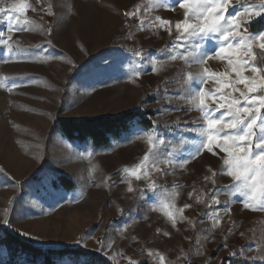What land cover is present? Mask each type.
Here are the masks:
<instances>
[{"label": "rangeland", "instance_id": "1", "mask_svg": "<svg viewBox=\"0 0 264 264\" xmlns=\"http://www.w3.org/2000/svg\"><path fill=\"white\" fill-rule=\"evenodd\" d=\"M12 2L5 0L3 6ZM29 3L37 11L29 9L26 16L41 27L9 33L6 17L0 19V32L19 41L11 53L0 44V77L7 78L9 85H19L11 92L0 87V235L8 229L43 249L82 248L98 253L110 264H114L110 258L128 264L116 253L139 264H155L158 257H149L148 250L164 254L166 264H264V212L232 203L231 213L221 212L215 229L206 215L211 211L207 204L213 185L204 177L211 175L208 167L221 169L218 157L205 151L170 174L152 170L156 191L147 188L148 181L133 178L135 191L129 193L126 175L119 182L122 169L139 163L148 151L147 139L137 138V131H152L168 140L181 134L197 138L190 129L201 123L200 113L181 96L188 86L186 74L199 71V66L188 68L182 60H167L174 31L173 36L158 28L140 31L139 19L123 15L140 6L142 16L148 9V19L159 15L174 23L183 19V9H151L150 0ZM247 3L256 6L259 0ZM49 4L54 15L44 11ZM232 5L229 11L237 6L236 0ZM261 21L264 19L254 18L248 26ZM213 44L211 39L205 41L207 48ZM135 50L143 58L135 56ZM153 59L167 63L153 72ZM133 65H138L139 78L131 76ZM205 66L223 71L226 65L212 59ZM212 87L211 81L205 85L206 89ZM131 111L153 113L154 127L135 124L106 148L71 143L55 130L60 121L119 117ZM59 176L72 181L74 189L55 188ZM46 177L55 180L49 185ZM215 179L221 189L232 183L226 175ZM173 192L178 196L173 197ZM197 196L204 203H197ZM170 198L177 207L192 205L175 228L162 211L151 210ZM220 199L239 201L241 197L225 192ZM5 219L9 224L3 223ZM164 232L170 235L164 236ZM101 240L110 243V249H101L97 243ZM8 261L7 249L0 245V264Z\"/></svg>", "mask_w": 264, "mask_h": 264}, {"label": "snow or ice", "instance_id": "2", "mask_svg": "<svg viewBox=\"0 0 264 264\" xmlns=\"http://www.w3.org/2000/svg\"><path fill=\"white\" fill-rule=\"evenodd\" d=\"M4 3L5 0H0V19L6 17L9 33L33 31L41 27L26 16L29 9L37 11L29 0H14L8 6H3ZM36 3L40 4L41 0H36ZM150 4L151 9H183V19L174 23L159 15L148 19L146 14L149 10L146 9L142 16L140 6H136L133 11H125L123 15L128 19H139L140 31L158 28L167 31L169 36H173V31L176 33L173 43L168 46L171 52L167 60H182L188 68L199 66V71L186 74L185 83L188 86L181 98L193 106L192 110L200 113L201 123L190 129L196 139H189L181 134L175 140H168L152 131H137V138L147 139L148 151L139 163L122 169V179L119 182H124L126 175L129 178V193L135 191L131 183L133 178L136 181H148L147 188L156 191L158 186L151 180L152 170L163 175L170 174L176 167L183 168L206 151L222 160L219 171L208 167L207 171L211 175L204 177L205 181L213 185L209 190L207 204L211 211L206 213L212 219V228L219 226L221 212L226 215L231 213L232 203L238 202L244 209L264 212V30L254 33L248 26L254 18L264 19V0H259L256 6L248 4L247 0H236L237 6L232 11H229L233 6L232 0H150ZM44 11L47 15H54L51 4ZM46 31L51 33L50 28ZM128 38H132L131 33ZM208 39L214 42L211 48L205 45ZM0 44L6 45L11 53L14 46L18 48L19 41H14L11 35L5 37L0 32ZM134 55L143 58L139 50H135ZM212 59L224 62L225 69L212 71L206 67L207 62ZM150 62L153 72L157 71L158 66L163 67L167 63L166 60L155 59ZM136 67L138 65L132 67L133 78L142 75L135 70ZM6 80L7 78L0 77V87L6 88L8 92L19 87L16 83L7 84ZM209 81L213 83V87L206 89L205 85ZM177 128H180L179 124ZM162 165H167V170ZM218 175L228 176L232 183L224 185L223 189L216 187L215 178ZM54 180L55 177L45 178L49 185ZM225 192L230 196L239 195L241 199L222 202L220 196ZM139 194L143 196V190ZM188 195L191 199L193 193ZM172 196L176 197L178 193L173 192ZM196 202L204 203L203 197L197 196ZM213 205L218 207L214 208ZM190 207V204L177 207L175 199L170 198L163 200L159 207L153 205L151 210L162 211L175 228L178 222L186 219L183 213ZM3 223L9 224V220L5 219ZM231 232L232 229H229V233ZM163 235L170 234L164 232ZM97 243L103 250L111 247L110 243L106 244L102 240ZM243 251L242 249L241 253ZM115 255L126 259L128 264H139L123 253ZM147 255L158 257L155 264H166L164 254L159 251L148 250ZM232 255L237 253L233 252ZM110 259L118 264L114 258Z\"/></svg>", "mask_w": 264, "mask_h": 264}, {"label": "trees", "instance_id": "3", "mask_svg": "<svg viewBox=\"0 0 264 264\" xmlns=\"http://www.w3.org/2000/svg\"><path fill=\"white\" fill-rule=\"evenodd\" d=\"M249 28L252 32L264 30V22L252 24ZM152 116L151 112L131 111L119 117L60 121L55 126V130L59 131L71 143L85 144L89 142L92 147L101 149L109 147L113 140L123 137L135 124L144 128H153ZM54 187L72 190L74 184L68 178L59 176ZM0 245L7 249L8 264H110L98 253L85 251L78 247L43 249L8 229H4L0 235Z\"/></svg>", "mask_w": 264, "mask_h": 264}]
</instances>
